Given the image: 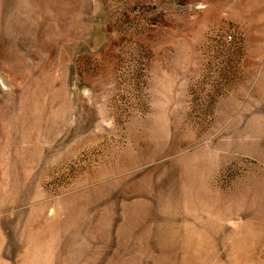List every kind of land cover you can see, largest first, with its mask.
I'll return each mask as SVG.
<instances>
[{
	"label": "rangeland",
	"instance_id": "rangeland-1",
	"mask_svg": "<svg viewBox=\"0 0 264 264\" xmlns=\"http://www.w3.org/2000/svg\"><path fill=\"white\" fill-rule=\"evenodd\" d=\"M0 264H264V0H0Z\"/></svg>",
	"mask_w": 264,
	"mask_h": 264
}]
</instances>
